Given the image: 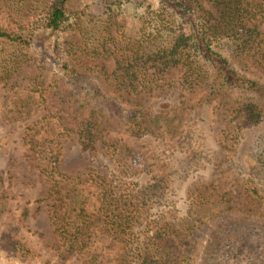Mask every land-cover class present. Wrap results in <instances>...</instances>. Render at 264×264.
<instances>
[{
    "label": "trees",
    "instance_id": "1",
    "mask_svg": "<svg viewBox=\"0 0 264 264\" xmlns=\"http://www.w3.org/2000/svg\"><path fill=\"white\" fill-rule=\"evenodd\" d=\"M71 2L0 0V87L16 94L22 83L14 79L28 80L29 102L16 119L25 123L31 166L48 187L36 203L49 206L53 255L84 264H226L227 253L247 237L264 248V147L252 144L236 154L237 162L223 160L237 163L257 209L235 206L227 187L203 184L188 191L185 211L172 199L179 189L169 174L156 173L149 156L122 139L104 138L115 121L137 138L158 137L163 129L164 144L186 135L188 128L164 112L171 101L147 107L152 94L174 81L181 106L222 112L227 125L219 142L226 150L245 129L264 124V0H93L82 9ZM125 3L139 10L133 31L119 19ZM64 33L54 43L60 71L49 78L32 48ZM72 137L90 155L103 142L115 170L64 172V140ZM2 188L7 203L10 191ZM29 214L27 205L19 223ZM98 225L105 241L95 234ZM39 257L15 233L0 231V264Z\"/></svg>",
    "mask_w": 264,
    "mask_h": 264
},
{
    "label": "rangeland",
    "instance_id": "2",
    "mask_svg": "<svg viewBox=\"0 0 264 264\" xmlns=\"http://www.w3.org/2000/svg\"><path fill=\"white\" fill-rule=\"evenodd\" d=\"M92 1L72 0L70 6L73 9H82ZM137 11L139 12L134 6L125 3L119 19L127 31L137 28ZM66 35L67 33L54 34L46 43L35 42L33 45L32 53L38 60L46 64L48 68L46 73L49 78L55 72L60 71L54 43L56 40L63 41ZM14 80H20L22 83L16 94L11 93L7 88L0 87V175L5 178L4 186L0 183V231L6 230V232L15 233L23 242L35 247L41 253V257L30 264H84L76 256L59 258L53 255L54 238L49 222V206L46 203H36V200L45 196L48 187L39 176L38 171L31 166L33 161L24 139L25 123L19 118L16 119L17 114L21 111L20 108L29 102V94L25 90L28 80L27 77L22 76L16 77ZM176 86L174 81L169 86L158 90L150 96L149 102L151 103H146L147 107L153 106L154 111L159 110L166 101H171L172 107L164 112L169 118L175 119V122L182 123L185 129L188 128L186 135L175 138V146L174 142L173 146L164 144L162 136L159 134L163 129L156 133L160 135L158 137L148 135L150 136L148 139L137 138L131 136L125 124L120 121L113 122L104 132L105 140L122 139L137 151L149 156L150 163H153L156 173L169 174L171 184L179 189L177 193L173 194L172 199L176 201V204L178 203L177 207L184 208L185 211L189 205L188 191L203 184L227 187L228 191L232 193V201L235 206L257 209L256 203L250 202L243 190V177L237 169V163L235 166L229 167L223 163V160L232 157L237 162L236 154L239 155L241 151L249 149L252 144L264 147V124L245 129L238 145L233 149L226 150L225 146L223 147L219 142V136L227 125L222 112L214 108L213 105H201L195 109L181 106L182 92ZM166 137L169 138L167 135ZM97 147L98 152L95 155H90L82 152L77 138L72 137L64 140L63 171L74 175L97 165L104 173L109 174L110 171L115 170L113 161L106 155L103 142L98 141ZM200 153L203 155L204 153H213L215 156L211 160H207L201 158ZM166 154L172 158L162 161L163 157L166 158ZM176 177H180L182 180L175 182ZM2 187H8L7 189L10 191L7 203L1 201ZM27 205L30 214L21 224L19 223L21 213ZM95 234L99 239L106 240L104 226L98 225L95 228ZM247 238L249 239L240 242L227 253L224 258L226 264H253V261L259 257L263 258L260 264H264V248L259 246L258 240L254 237Z\"/></svg>",
    "mask_w": 264,
    "mask_h": 264
}]
</instances>
